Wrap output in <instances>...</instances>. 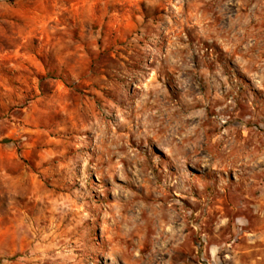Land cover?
<instances>
[{
	"label": "rangeland",
	"instance_id": "rangeland-1",
	"mask_svg": "<svg viewBox=\"0 0 264 264\" xmlns=\"http://www.w3.org/2000/svg\"><path fill=\"white\" fill-rule=\"evenodd\" d=\"M0 264H264V0H0Z\"/></svg>",
	"mask_w": 264,
	"mask_h": 264
}]
</instances>
